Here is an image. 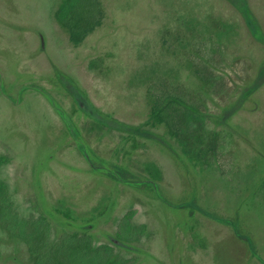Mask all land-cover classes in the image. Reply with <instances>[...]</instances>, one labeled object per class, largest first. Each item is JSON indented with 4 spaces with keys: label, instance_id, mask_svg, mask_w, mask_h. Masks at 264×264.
<instances>
[{
    "label": "rangeland",
    "instance_id": "1",
    "mask_svg": "<svg viewBox=\"0 0 264 264\" xmlns=\"http://www.w3.org/2000/svg\"><path fill=\"white\" fill-rule=\"evenodd\" d=\"M62 1L0 0V264H101L76 251L88 241L127 264H264L253 24L230 0H100L102 25L75 45ZM246 1L264 35V0ZM178 100L219 134L199 164L153 120Z\"/></svg>",
    "mask_w": 264,
    "mask_h": 264
},
{
    "label": "trees",
    "instance_id": "2",
    "mask_svg": "<svg viewBox=\"0 0 264 264\" xmlns=\"http://www.w3.org/2000/svg\"><path fill=\"white\" fill-rule=\"evenodd\" d=\"M230 2L244 16L246 21H250L253 24L256 38L260 40L264 39L261 28L256 18L251 13L247 1L230 0ZM55 16L59 24L67 31L70 41L78 45L82 43L90 33L102 25L104 9L100 0H63ZM260 74L264 75V67ZM174 105H176V115L174 117L169 112H166L156 105L152 110L153 120L158 124H165L171 134L178 137L184 154L194 163L199 164L203 161L201 158H203L207 146L211 148L218 144L219 134L207 129L205 118L195 105L182 102L181 100L175 102ZM176 116L180 117L184 122V125L181 126L182 130H180L182 132L181 136L177 135V132L175 133L176 129L173 121L176 119ZM121 129L127 128L122 126ZM128 130L169 147L166 141L158 135L145 131L142 132L135 128H128ZM191 150L192 152H190ZM4 163H6L5 159H0V166ZM111 176L123 182L134 183L138 188L145 191L153 189L151 184H142L138 182L133 175L119 166L114 167V173ZM1 201H5L6 207L12 206L8 198L7 185L0 182V202ZM78 246L79 248L75 246L77 252L79 251V253L90 255L92 258L100 260L101 264H127L122 259H109V256L114 251L109 245L94 247L92 243L88 241L83 247H81L80 244H78ZM102 257L105 259H102Z\"/></svg>",
    "mask_w": 264,
    "mask_h": 264
}]
</instances>
